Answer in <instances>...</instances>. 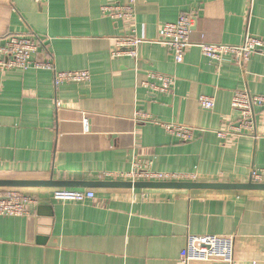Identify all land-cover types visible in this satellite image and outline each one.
<instances>
[{
	"label": "crops",
	"instance_id": "crops-1",
	"mask_svg": "<svg viewBox=\"0 0 264 264\" xmlns=\"http://www.w3.org/2000/svg\"><path fill=\"white\" fill-rule=\"evenodd\" d=\"M116 0H0V46L12 35L45 42L42 58L58 71H88L87 83L57 88L45 70L0 72V180L130 182L134 164L185 176L176 182L264 184V112L256 138L221 139L240 119L235 93L264 96V55L241 64L187 48L177 63L157 43L162 26L193 16L194 44L264 41V0H137L138 57L113 59L115 39L131 24L104 17ZM174 78L168 94L143 82ZM214 98L205 110L199 98ZM147 119V122H139ZM88 124L86 130L85 124ZM161 124L194 130L183 142ZM37 198L31 216H0V264H264V191L123 188H0ZM91 191L93 200L62 203L57 190ZM233 238L232 261H190V237Z\"/></svg>",
	"mask_w": 264,
	"mask_h": 264
},
{
	"label": "built area",
	"instance_id": "built-area-1",
	"mask_svg": "<svg viewBox=\"0 0 264 264\" xmlns=\"http://www.w3.org/2000/svg\"><path fill=\"white\" fill-rule=\"evenodd\" d=\"M48 1V0H44ZM137 0H116L115 3L102 6L101 13L104 17L116 22L131 24L128 34L115 39V48L111 52V58L122 59L138 57V48L144 43L137 37L135 28V9ZM193 16L183 15L175 23L165 24L160 28L157 43L167 46L173 53L177 63L183 62L184 52L187 48L198 47L202 54L213 62H221L226 57H231L239 63L248 62L256 54L264 55V41L246 36L241 45L224 44H194L191 42V30ZM45 42L33 34L12 35L6 38L4 45L0 46V72H26L29 70H45L54 73L55 86L70 83H87L91 80L88 71H58L55 64L49 59L42 58L45 51ZM150 78L160 82L156 85L151 82H143L142 87L151 92H171L174 85V78L152 73ZM200 106L205 110H212L215 107L214 98L201 96ZM234 110L240 113V119L230 125L226 130L219 131L221 139L228 137L251 136L256 138L257 131V110L264 112V96L251 95L247 91L234 94L231 102ZM138 116L139 122H147ZM166 132L183 142L193 139L194 130L189 127L177 124H161ZM86 130L88 124H85ZM118 177L132 183L136 182H176L185 180V176L154 172L149 166L141 163L134 164L127 174H117ZM264 178L262 172L254 171L252 180L259 182ZM95 194L91 191H73L60 189L54 193V200L62 203H83L93 200ZM38 206L37 198L23 194L15 189L0 190V216L27 217L31 216L33 208ZM233 238H220L216 236L190 237L187 248L182 255L184 263L190 261L221 260L232 261Z\"/></svg>",
	"mask_w": 264,
	"mask_h": 264
},
{
	"label": "water",
	"instance_id": "water-1",
	"mask_svg": "<svg viewBox=\"0 0 264 264\" xmlns=\"http://www.w3.org/2000/svg\"><path fill=\"white\" fill-rule=\"evenodd\" d=\"M123 188L156 190L264 191V184L193 183V182H64L0 180V188Z\"/></svg>",
	"mask_w": 264,
	"mask_h": 264
}]
</instances>
